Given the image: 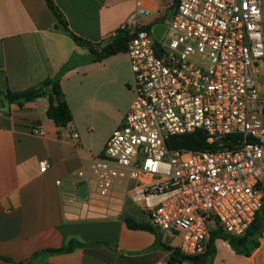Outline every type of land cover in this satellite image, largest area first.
I'll list each match as a JSON object with an SVG mask.
<instances>
[{
  "label": "built area",
  "instance_id": "2783aa9c",
  "mask_svg": "<svg viewBox=\"0 0 264 264\" xmlns=\"http://www.w3.org/2000/svg\"><path fill=\"white\" fill-rule=\"evenodd\" d=\"M132 1L119 30L129 37L134 99L74 182L90 200L122 190L153 228L177 238L179 255L200 256L213 229L242 237L263 204L264 0H169L154 24L140 18L147 0ZM156 24L165 26L159 39ZM30 132L44 135L36 123ZM196 132L205 150L168 149L170 138ZM172 252L156 264H178Z\"/></svg>",
  "mask_w": 264,
  "mask_h": 264
},
{
  "label": "crops",
  "instance_id": "0c3cea01",
  "mask_svg": "<svg viewBox=\"0 0 264 264\" xmlns=\"http://www.w3.org/2000/svg\"><path fill=\"white\" fill-rule=\"evenodd\" d=\"M69 29L91 42L108 41L134 11L132 0H53ZM167 3V2H166ZM163 0H147L154 24ZM45 0H0V91L20 92L60 77L72 122L57 127L48 117L46 97L9 103L0 95V264H156L169 259L177 238L154 228L130 230V217L148 223L120 189L101 200L82 199L74 176L102 155L134 99L128 55L89 61V50L56 29ZM36 123L43 136L30 132ZM78 137H72V133ZM47 161L40 173L38 163ZM56 182H60L57 184ZM149 224V223H148ZM176 240H175V239ZM69 253L50 250L70 241ZM212 264H264V228L247 256L215 240ZM180 264H191L182 261Z\"/></svg>",
  "mask_w": 264,
  "mask_h": 264
},
{
  "label": "trees",
  "instance_id": "16d2710c",
  "mask_svg": "<svg viewBox=\"0 0 264 264\" xmlns=\"http://www.w3.org/2000/svg\"><path fill=\"white\" fill-rule=\"evenodd\" d=\"M47 7L57 20L56 29L69 36L76 45L85 46L88 48L90 62H100L103 59L116 55L118 53H126L128 35L119 36L112 41H104L103 43H91L71 32L68 23L53 0H45ZM150 28L149 26L147 27ZM123 33L122 30H117L115 34ZM73 58L61 69L59 75L50 80H45L36 87H31L20 92L0 91L6 101L9 103H18L33 101L39 97H46L48 108L46 116L57 127H65L72 122V114L66 103L64 93L60 86V77L74 66ZM167 147L170 150H188L202 151L208 145L204 135L196 132L191 135L180 137H172L167 141ZM126 227L130 230H145L154 233V228L148 223H137L130 217L124 218ZM264 228V199L259 213L256 215L254 222L248 228L242 237H233L225 233L221 228L212 230L209 234L208 248L206 252L200 256L186 257L181 256L171 247H166V250H172L171 262L180 264L182 261H189L191 264H212L216 254L215 240L221 239L225 241L231 249L239 255L247 256L252 246L255 245L260 231ZM83 244L74 240L70 241L67 246L59 249L50 250L52 253H69L75 248L82 247Z\"/></svg>",
  "mask_w": 264,
  "mask_h": 264
},
{
  "label": "water",
  "instance_id": "95a60500",
  "mask_svg": "<svg viewBox=\"0 0 264 264\" xmlns=\"http://www.w3.org/2000/svg\"><path fill=\"white\" fill-rule=\"evenodd\" d=\"M178 0H176V4H177ZM165 30V26L162 25V24H156L154 26H152L151 28V32H152V35L159 39L162 35V33L164 32ZM127 34L125 32L123 33H119V34H115L113 35L111 38L108 39V42L112 41L113 39L119 37V36H126ZM78 194L80 196V198L82 199H85L86 198V187L84 184H82L79 189H78Z\"/></svg>",
  "mask_w": 264,
  "mask_h": 264
},
{
  "label": "rangeland",
  "instance_id": "374dc122",
  "mask_svg": "<svg viewBox=\"0 0 264 264\" xmlns=\"http://www.w3.org/2000/svg\"><path fill=\"white\" fill-rule=\"evenodd\" d=\"M168 1H169V0H163V4H165V3L168 2ZM165 12H166V15H165V21H166L167 18L169 17V15H170V10H166ZM161 14H162V13H160L159 16H161ZM140 18H141V20H144L146 17H143V16H142V17H140ZM260 81H262V79H261ZM215 229H217V228H215ZM215 229H213V230H215ZM261 231H262V230H261ZM261 231H260V232H261ZM259 234H260V233H259ZM174 239H175V238H174ZM175 240H176V239H175Z\"/></svg>",
  "mask_w": 264,
  "mask_h": 264
},
{
  "label": "flooded vegetation",
  "instance_id": "af4514ba",
  "mask_svg": "<svg viewBox=\"0 0 264 264\" xmlns=\"http://www.w3.org/2000/svg\"><path fill=\"white\" fill-rule=\"evenodd\" d=\"M176 0H174V2H175Z\"/></svg>",
  "mask_w": 264,
  "mask_h": 264
}]
</instances>
